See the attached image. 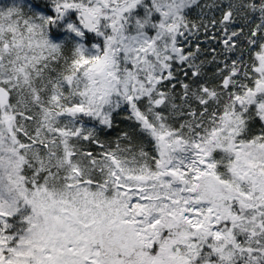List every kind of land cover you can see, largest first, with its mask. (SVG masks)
<instances>
[{
    "label": "snow or ice",
    "instance_id": "snow-or-ice-1",
    "mask_svg": "<svg viewBox=\"0 0 264 264\" xmlns=\"http://www.w3.org/2000/svg\"><path fill=\"white\" fill-rule=\"evenodd\" d=\"M0 264H264V0H0Z\"/></svg>",
    "mask_w": 264,
    "mask_h": 264
}]
</instances>
